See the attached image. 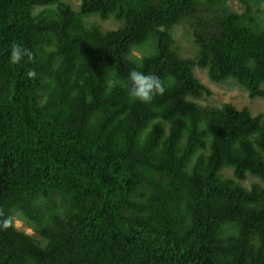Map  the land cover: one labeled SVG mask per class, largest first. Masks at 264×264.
I'll use <instances>...</instances> for the list:
<instances>
[{"label":"trees","instance_id":"1","mask_svg":"<svg viewBox=\"0 0 264 264\" xmlns=\"http://www.w3.org/2000/svg\"><path fill=\"white\" fill-rule=\"evenodd\" d=\"M260 19L198 0H0V264H264V115L193 99L212 93L194 66L264 97ZM183 20L193 58L174 45ZM13 43L30 53L20 65ZM133 69L164 94L129 97ZM54 194L62 211L40 210Z\"/></svg>","mask_w":264,"mask_h":264},{"label":"rangeland","instance_id":"2","mask_svg":"<svg viewBox=\"0 0 264 264\" xmlns=\"http://www.w3.org/2000/svg\"><path fill=\"white\" fill-rule=\"evenodd\" d=\"M65 1L69 2L75 9H77L80 4V0ZM198 1L201 10L203 12L206 11L207 15L209 11L213 12L215 9H219L222 7H227L230 10L239 13L245 11L246 7L248 6L251 8L253 13H257V11H260L264 8V2L262 0H222L220 2H216L217 0ZM38 9L39 8H35L34 12L36 13ZM84 22L87 25L98 23L103 30L114 29L119 26V22L112 19L102 20L97 15L87 16L84 19ZM259 22L264 25L263 19H260ZM245 25H251V27L253 26V24L250 23H246ZM172 34L175 41V48L181 56L192 58L196 56L198 45L195 41L190 20H183L174 25L172 28ZM151 41L152 40H149L144 45L134 48L132 50V56L138 58L151 52L155 47V42ZM193 71L195 76L207 87H209L212 92L210 96L204 95L199 98H193L199 104L218 106L229 102L233 103L238 108L247 107L253 114L261 113L264 115V97L250 98L247 90L244 87L236 84L233 80H227L222 83L212 81L208 76L207 68L194 66ZM262 86L264 87V84ZM223 171L229 176L232 175V169L229 167H224ZM255 182L263 184V182L258 177L251 174H248L246 178L242 180V184L246 187H250V185ZM38 201L39 200H37L36 202ZM39 204L41 205V207L39 206L40 210L45 213H47V211L49 212V210L62 211V207L65 205V200L60 194H54L48 204H44L41 201H39ZM13 223L17 228L25 230L26 232L35 234L37 236L36 231L33 230V228L29 224H27L23 217L16 211L13 214Z\"/></svg>","mask_w":264,"mask_h":264},{"label":"clouds","instance_id":"3","mask_svg":"<svg viewBox=\"0 0 264 264\" xmlns=\"http://www.w3.org/2000/svg\"><path fill=\"white\" fill-rule=\"evenodd\" d=\"M25 56L30 57L27 49L17 43L10 45L9 63L11 65H20ZM36 75L37 73L33 69L27 72L29 78H35ZM128 81L127 88L129 97L144 104L150 103L154 97L163 95L165 92V87L161 79L154 74H145L133 69L128 74ZM10 223V220L5 219L0 224V227L7 228Z\"/></svg>","mask_w":264,"mask_h":264}]
</instances>
